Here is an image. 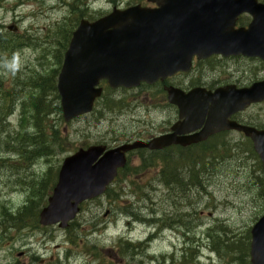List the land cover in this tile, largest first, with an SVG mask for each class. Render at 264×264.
<instances>
[{"label":"rangeland","instance_id":"1","mask_svg":"<svg viewBox=\"0 0 264 264\" xmlns=\"http://www.w3.org/2000/svg\"><path fill=\"white\" fill-rule=\"evenodd\" d=\"M22 1H1L0 22L4 26L16 23L21 34L10 46L2 45L0 54L8 53L9 49L18 51L4 67L10 69L7 74L11 79L17 76L16 87L22 90L20 96L24 95L21 100L25 102L39 91L32 83L33 77L56 67L54 49L64 41L61 29L70 25L68 20L73 13L69 7L71 0L20 4ZM92 4L103 11L110 9L107 0H94ZM1 33L10 38L4 29ZM19 42L26 46L18 47ZM147 93L146 89H119L107 99H99L90 113L68 123L57 122L65 132L66 144L54 148L49 156L36 159H26L19 151L18 147L28 148L21 132L33 119L28 124L24 116L20 122L16 114L20 99L11 96L17 101L15 114L9 117L10 123L0 126L9 141L0 147V264H239L238 258H244L246 233L264 210L254 155L202 154V159L208 160L202 164V186H167L156 170L142 171L134 155L125 176L117 178L106 194L83 203L74 222L65 229L34 228L38 224L31 226L29 215L17 218L18 221L15 216L8 217L9 211L16 213L28 197L33 202L24 210L31 217L37 214L54 182L53 173L46 171L56 170L61 160L80 145L114 146L161 131L169 120L165 113L173 114L172 109L157 105L155 94ZM117 97L122 99V105L107 108V103L118 101ZM30 105V101L24 103V107ZM155 107L162 110H154ZM250 112L256 118H264V105ZM48 116L57 119L52 113ZM22 182L26 185H21ZM151 216L157 217L163 228L157 229L158 234L153 221L144 219ZM173 225L175 229H171ZM120 237L136 243L147 237L152 239L142 247L148 246L149 255L143 253L141 245L137 251L132 249V254L125 248H116ZM225 240L229 245L224 244ZM189 246L197 248L198 253H190ZM17 251H24V255L17 257ZM198 254L202 256L200 261L193 260Z\"/></svg>","mask_w":264,"mask_h":264},{"label":"water","instance_id":"2","mask_svg":"<svg viewBox=\"0 0 264 264\" xmlns=\"http://www.w3.org/2000/svg\"><path fill=\"white\" fill-rule=\"evenodd\" d=\"M153 1L157 8L114 9L94 22L80 21L65 52L57 79L65 120L90 109L93 97L100 93V89H94L99 79H106L112 88H129L140 81L151 83L174 72L194 53L207 55L217 51L218 43H235L239 32L231 29L234 17L243 11L257 12L249 0ZM242 34L251 36L252 41L261 39L256 19ZM224 35L229 37L218 41V36ZM263 95L264 83H256L240 91L238 103H234L233 108L240 109L251 101L262 99ZM179 103L180 115L187 121L195 119L193 112L201 118L199 105L191 109L185 102ZM242 129L253 140L264 167V131ZM199 139L202 137L176 138L168 135L148 143L137 141L105 153L103 146L80 149L63 161L53 196L41 210L39 222L42 225L60 222L59 227H65L77 213L82 200L104 190L116 168L124 164L125 151L143 146L157 149L171 141L186 145ZM251 234V264H264V215Z\"/></svg>","mask_w":264,"mask_h":264},{"label":"flooded vegetation","instance_id":"3","mask_svg":"<svg viewBox=\"0 0 264 264\" xmlns=\"http://www.w3.org/2000/svg\"><path fill=\"white\" fill-rule=\"evenodd\" d=\"M249 18L248 15L243 14L238 18V23L245 26ZM194 60L195 70L202 68L199 77H197L199 84H192L189 80H185L184 89L189 90L199 86L202 88V97L207 96L211 99L217 89L223 88L227 92L230 88L237 89L248 86L256 80L255 76L252 75L255 70L261 69V73L264 72V60L256 57L222 56L218 54L200 61ZM256 62H258L257 65ZM193 72L188 76L183 74L181 76L189 79ZM228 95L229 93H226L225 97ZM259 105H264V101ZM253 108L254 105H250L241 112L233 113L228 117V120L241 125L264 129V118L260 116L256 118L250 112ZM202 151L209 154H251L254 152L251 140L243 133L235 130H224L208 135L202 141Z\"/></svg>","mask_w":264,"mask_h":264},{"label":"trees","instance_id":"4","mask_svg":"<svg viewBox=\"0 0 264 264\" xmlns=\"http://www.w3.org/2000/svg\"><path fill=\"white\" fill-rule=\"evenodd\" d=\"M72 8H74V6H72ZM79 18H80V16H75V18H71L70 21L73 25H75L76 22L79 20ZM6 40H7V38L0 34V47H2V45L4 47L6 46ZM60 60H61V57H59V62H60ZM0 68H1V65H0ZM56 73H57V70L54 69V70H51L49 72H46L43 76H37L36 78H33V80H32V83L40 88L38 94L35 97H32L30 100L31 105L33 107V112H35V114L33 115L34 122H33V126H32L34 129L35 135L33 136V135H27L26 134L27 137H25V139L28 142L29 141L32 142L31 147L33 149L32 150L33 152H31V153H34L36 156L47 154L52 149V145L49 143L48 136L46 133L47 131L50 130V128L52 126L46 124L44 121H42V119H43V114H45L46 111L53 109V108H55V111L59 110L57 101L54 100V98L56 96L55 87H54V80H55ZM49 80H50V82H49ZM6 84H11V85H10V87H8ZM16 84H17V76H15V77H13V79H11L9 74L2 72L0 69V92H2L4 96H7V97L16 96L17 91H18ZM3 85H4V87H3ZM5 85L7 87H5ZM48 88H51L52 92H54V94L52 92L44 93L46 90H48ZM40 93H42V94H40ZM7 97H5V98H7ZM15 101H16V98L13 99L11 97V103L10 104H8V103L4 104V102H2V104H4V105L0 106V126L5 121L4 120L5 111L10 110V108L12 107V105L14 104ZM24 103L25 102H21V104H20L21 114H22V110H24V111L27 110V107H24ZM53 103H54V105H53ZM7 104H8V107H7ZM43 106H44V108H43ZM53 131L54 130H52V132ZM1 134H2V132H1ZM54 135L56 136V134H54ZM26 155H27L26 159L31 158L29 154H26ZM189 168H190L189 175H190L192 182H197V180H195V178L199 180L201 175H202L201 174V172H202V161L199 160V156L192 157V159L190 161V167ZM182 174H183V172H181V171H179V172L174 171V172L170 173L169 176L167 177V182L170 184H175L178 182L179 186H181L180 180H181ZM29 202L31 204L33 201L30 200ZM25 208H27V206ZM28 215L30 216V219H31L30 225L31 226L36 225V223H35L36 222V214L33 217H31V214H27L26 211H25V213L17 214L15 216L16 217L15 220L18 221L17 218H20L23 216H28ZM8 217L11 219L13 218L10 214H8ZM142 246H141V248H142ZM138 247H139V245H137V246L135 245L134 251L141 249V248L137 249ZM132 249L133 248H131L129 246L126 247V250H128L129 253ZM215 250H217V249H215ZM132 253L133 252H131L130 254H132ZM135 254H137V253H135Z\"/></svg>","mask_w":264,"mask_h":264},{"label":"bare ground","instance_id":"5","mask_svg":"<svg viewBox=\"0 0 264 264\" xmlns=\"http://www.w3.org/2000/svg\"><path fill=\"white\" fill-rule=\"evenodd\" d=\"M145 220H147V221H150V222H152L153 221V224H154V226H155V229H156V234H158V232L159 231H161L163 228L159 225V223H158V218L157 217H155V218H153L152 216L151 217H148V218H144ZM157 226H158V228H157ZM160 227H161V229H160ZM157 229H160L159 231H157ZM171 229H175V226L173 225L172 227H171ZM138 245H143V244H138ZM137 246V245H136ZM143 247V246H142ZM142 250H144V252L143 253H146L147 255H149V253L146 251V250H148V246L147 247H144ZM194 252H196V254L198 253L197 252V249H195L194 250ZM142 253V254H143ZM195 254V253H194Z\"/></svg>","mask_w":264,"mask_h":264}]
</instances>
